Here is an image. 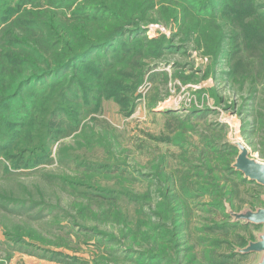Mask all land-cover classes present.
I'll return each mask as SVG.
<instances>
[{
  "label": "rangeland",
  "instance_id": "rangeland-1",
  "mask_svg": "<svg viewBox=\"0 0 264 264\" xmlns=\"http://www.w3.org/2000/svg\"><path fill=\"white\" fill-rule=\"evenodd\" d=\"M48 1L50 0H25L22 9L29 11V14L34 12L36 20L44 21L46 12L51 11ZM107 1L109 4H118L117 10H114L115 17L143 26L145 31L141 36L152 38L163 35L164 47L169 45L171 48L164 49V55L158 59L145 57L148 51L154 48L144 49V55L136 61L137 65L140 63L143 67V81L131 94L121 91L112 95L116 100L104 99L99 110L87 114L82 121V124L87 125L88 128L80 133L79 137L70 135L55 142L51 147V162L30 170L19 168L9 173L0 163V194L10 195L13 199L12 202H7L11 210L9 214L3 213L0 209V257L8 253L11 245L3 234L4 225L8 231H12L15 226L24 230L32 228L35 235L43 237L46 240L45 245L55 251H63L90 260L96 251H103L110 257L103 262L94 257L95 264H140L137 258L132 262L123 259L127 255L124 228L126 224L121 216L115 214V208L93 201L87 204L85 200L88 198L85 196L83 198L79 193H89L88 191H92L90 186L109 188L113 187L118 179L125 180L122 188L128 193L139 196V203L142 206L138 217L143 228L145 223L150 221L151 215L152 223H157V213L161 212L163 207L160 202L161 188L170 183L169 179H173L171 182H174L176 190L171 193L172 205L180 202L185 204L181 205L180 217L181 223L185 226L176 240L182 244L180 250L182 252L179 254L177 252V255L179 257L182 255L183 258L185 254L191 255L188 259L189 264H209L207 261L210 259L219 264H254L259 256L257 253L225 260L222 256L228 253L229 249L223 244V239L227 237L229 241L241 244L240 237L250 238L251 233L253 235L255 231H261L262 226L256 229L252 226L249 228L237 226L224 230L216 226L225 218L221 203L227 201L233 206V210L237 211L246 205L261 204L259 196L264 194V186H258L251 181H242L241 177L235 174H232V180L226 181L224 179L226 174H222L219 169L222 160L220 152L230 153L229 158L226 159L229 163L234 161L237 153V149L231 151L220 148L225 143L237 141L246 146L250 158L264 163V123L262 126L259 125L257 117L253 114L258 111L264 116V108L256 109L254 107L256 101L249 100V93L246 90L250 88V84H243L242 88L245 87V91H241L232 83L231 53L227 55L232 47L231 38L222 40L220 57L211 64L212 56L208 54V50H214L216 46H205L203 34L199 31L200 27L198 31L192 32L190 29L188 32L180 30L177 22L179 18H166L165 14L159 12L161 9L157 0ZM154 1L158 5L153 9ZM139 2H145V7L148 5L152 8L147 12V18L143 16L145 11L137 7ZM19 3L20 0H0V28L13 24L18 19L20 11L18 12L15 7ZM254 3H264V0H255ZM119 7L126 8L125 12L128 13L123 16ZM71 8L75 9V5ZM71 8L65 10L70 14ZM30 19L29 16L25 17V20ZM242 21L249 22V16ZM220 24L224 25L223 22ZM223 29L227 32L231 31L227 25ZM93 31L98 34L100 30ZM19 32L17 30L16 33ZM57 33L59 34L60 30L57 29ZM60 39L61 37H57L55 41L60 42ZM30 40L31 38H28L33 44L34 42ZM115 44L107 47L105 51L111 53ZM241 46L245 50L244 43ZM52 48L54 49L55 46ZM129 64H132L131 61L119 63L117 69L120 72L127 70L126 65ZM137 70L138 67L132 75L127 76L126 83L136 81L134 79ZM72 71L73 69L68 70L66 75L70 76ZM260 79L258 88L263 94L259 99H262L264 77ZM50 81L51 79H43L34 85L35 89L29 86L24 90L23 96L25 97L29 90L42 89ZM104 85V88L99 87L107 91L105 88H110L109 82ZM92 102L93 99L90 103ZM91 133L102 136V141L89 142ZM163 155L166 157L164 162L166 172L163 174L166 179L156 176ZM77 158L88 160L91 163L90 167L97 164L125 167L124 171H129L127 175L136 178V181L115 177L111 174L113 172L103 173L92 170L77 164ZM195 173L202 176H216L220 179L219 184L223 194L217 193L216 198L214 196L216 200H213L211 194L202 190L195 191L196 188L191 186ZM63 178H70L78 184V187L71 188ZM186 184L192 188L191 192L183 191ZM147 191L149 193H146ZM120 200L116 204L120 207L123 218L129 217L128 220L138 221L133 217L135 204L122 198ZM220 200L222 202L218 203ZM158 204L161 209L158 208ZM210 208L221 215L213 218V215L208 214ZM166 216L171 217L170 211ZM166 223L171 229L167 234L169 238L172 220L169 218ZM84 226L87 232L77 233L79 227ZM93 227L107 235H113L114 238H107L109 240L103 238L101 241L100 236L92 231ZM163 233L164 230L160 232ZM24 239L42 244L37 238L28 237L27 234H24ZM138 241L141 247L134 250L146 249L147 239L138 236ZM58 243H64L70 248L79 245L80 250L73 251L58 247ZM16 246L21 252L16 251L14 254H25L29 257H35L30 255L31 253L42 254V251L35 247L14 244L12 248L15 249ZM97 246H100L99 250ZM190 247H192L191 251H189ZM210 249H214L216 254L222 253L221 256L210 257L208 253ZM45 254L50 255V253ZM115 254L121 255V259L110 256ZM133 255L132 257H136L135 254ZM185 260L183 259V262L178 260L180 262L177 261L175 264H185Z\"/></svg>",
  "mask_w": 264,
  "mask_h": 264
},
{
  "label": "trees",
  "instance_id": "trees-1",
  "mask_svg": "<svg viewBox=\"0 0 264 264\" xmlns=\"http://www.w3.org/2000/svg\"><path fill=\"white\" fill-rule=\"evenodd\" d=\"M24 1L20 0V3L15 7L18 12L20 11L18 19L13 24L0 28V163L7 173L19 168L30 170L38 165L51 162V147L55 142L70 135L79 137L80 133L88 128L87 125L82 124V121L87 114L97 112L104 99L110 100L113 98V94L121 91L131 94L137 85L143 81V67L140 63L137 65L136 61L142 58L144 49L154 48L149 50L145 57L147 59H158L164 55V49L171 48L169 45L164 47L165 37L163 35L152 38L141 36L145 31L143 26L133 24V21L124 20V18L115 17L114 10H117L118 4H109L107 0H81L80 2H77L78 0H50L48 4L51 11L46 12L44 21L36 20L34 12L29 14V11L22 9ZM254 1L157 0L160 5L159 9H161L159 12L165 14L166 18H179L177 22L180 30L188 32L190 29V32H192L198 31V27H200L199 31L203 34L205 46H216L214 50H208V54L212 56H210L211 64L215 63L220 57L222 40L231 38L232 47L227 55L231 53L230 72L233 78L232 83L237 85L241 91H245V87L242 88L243 84H250V88L246 90L249 93V100L256 101L254 107L260 110L264 108L261 107L264 105V101H262L264 97L259 99L263 93L258 88L261 82L260 78L264 77V3L256 4ZM145 2H139L137 7L145 11L143 16L147 18V12L152 8L154 9V6L158 4L154 1L152 8H149L148 5L145 7ZM73 5H75V9L71 8ZM66 8H71L70 14L65 10ZM119 10L123 13V16L128 13L125 12L126 8L124 7H119ZM27 16L35 21L25 20ZM247 16H249V22H245V24L242 20ZM220 22H223L224 25L222 26ZM226 25L231 31L227 32L223 29ZM57 29L60 30L59 34ZM96 29L100 30L98 34L93 31ZM17 30L20 32L16 33ZM57 37H61L60 42L55 41ZM28 38H31L30 41L34 43H30ZM242 43L245 45V50L242 49ZM114 44L115 47L111 53L105 51L107 47ZM52 46H55V48L53 49ZM99 53L100 55H96ZM126 61H131L132 64L126 65L128 69L120 72L117 69V64H123ZM175 66L178 65L175 64ZM136 67H138L135 72L136 77L134 80L136 81L126 83L127 76L132 75ZM70 69H73V73L67 76L66 73ZM112 75L116 77L112 78ZM120 78H122L121 81ZM43 79H51V81L42 89L29 90L25 97L23 96L26 88L33 86V89H35L34 85ZM108 82L110 88H105L107 90L105 91L102 88ZM111 90L112 93H110ZM92 99L93 102L90 103ZM114 102L118 103V101ZM253 114L257 117V123L262 126L264 116L258 111L253 112ZM93 140L100 143L102 136L91 133L89 142ZM235 149L237 147L232 143H225L220 148V150L231 151ZM229 154L220 152L222 160L220 159L221 167L219 169L222 174H226L224 179L230 181L232 180V174H235L240 176L242 181L250 182L251 180H248L233 167L232 164L235 159L232 163L226 160L229 158ZM76 161L77 164L92 170L103 173L113 172L111 174L115 177L126 178L131 182L136 181V178L127 175L129 171L125 172V167L114 164H97L90 167L91 163L88 160L87 162L84 159L79 160L77 158ZM164 162H166V157L163 155L159 161L156 176L166 179L167 177L163 175L166 172ZM193 178L194 181H192L191 186L194 189L196 188L195 191L207 192L211 194L213 200H216L214 196L216 198L217 193L219 195L223 194L219 184L220 179H217L216 176H202L195 173ZM63 180L73 189L78 187V184L70 178H63ZM118 180L113 187L103 188L98 186L93 188V186H90L92 191L79 193V195L88 198V200H85L87 204H91V201H93L101 205L114 207L115 214L122 217V221L126 224L124 228L126 232L125 240L127 241L125 246L127 255L123 259L132 262L134 258H137L136 260L140 264L146 262L148 264H175L178 260L183 262V259H186L185 264H189L188 259L191 255L185 254L184 258L182 255L180 257L177 255V252L178 254L182 252L180 251L182 250V244L176 240H178L179 233L185 226L180 221L181 205L185 204L180 202L172 205L173 194L171 193L176 190L174 182H171L173 179H169L170 183L161 188L160 202L163 207L161 212L157 213V223H152L151 215L149 216L150 221H147L143 228L138 217L142 206L139 203V196L128 193L125 188H122V183L125 180ZM251 182L256 183L255 181ZM192 188L186 184L183 191L185 193L191 192ZM146 193H149V191ZM120 198L135 204L133 217L138 221L128 220L129 217L123 218V213L116 204L121 201ZM259 198L262 201L261 204L246 205L237 211L233 210L230 203L224 201L221 204L224 207L223 215L225 218L223 222L216 226L221 230L237 226L248 228L252 226L255 229L262 226L263 230L262 224L235 219L233 216L234 213L256 211L259 208H264V194L260 195ZM12 201L10 195L0 194V209L3 213L9 214L11 212L7 202ZM220 202L222 201L220 200L218 203ZM170 205H172V208ZM166 207H168L171 217L166 216L169 212ZM158 208L161 209L160 204H158ZM102 212L104 213L103 210ZM208 212V214L214 216L213 218L221 215L213 208L208 209ZM169 218L172 220V231L170 237L167 238V234L171 230L166 223ZM2 227L3 234L11 245L8 248V253L6 252V255L2 258L0 257V264H7L16 251L21 252V249L17 247L18 245L17 248H12L14 244L35 247L42 251V254H28L62 264H95L94 257L99 258L98 260L102 262L110 258L103 251H96L91 260L63 251H55L45 245L46 240L35 235L32 228H25L27 230H24L19 226H15L12 231H8L6 226L3 225ZM163 230L164 233L160 234ZM92 231L100 236L101 241L103 238L106 240H109L107 238H114L113 235H107L96 227H93ZM261 231H255L253 235L250 231V238L240 237L241 244L229 241L226 239L227 237L224 238L223 244L229 251L222 257L225 260H231L236 256L244 257L251 254L243 253L241 250L250 242L256 241ZM82 232H87L85 226L79 227L77 233ZM24 234H27L28 237L37 238L42 244L29 240L25 241ZM138 236L144 237L148 241L146 249L143 251L134 250L141 247L139 246ZM58 244V247H65L73 251L80 250L79 245L70 248L64 243ZM191 248L189 251H191ZM99 249L100 246H97V250ZM45 253H50V255ZM208 253L210 257L214 258H218L222 254H216L214 249H210ZM133 254L136 257H132ZM110 256L121 259V255L118 254ZM256 262L257 260L254 264ZM207 263L219 264L211 259Z\"/></svg>",
  "mask_w": 264,
  "mask_h": 264
},
{
  "label": "water",
  "instance_id": "water-1",
  "mask_svg": "<svg viewBox=\"0 0 264 264\" xmlns=\"http://www.w3.org/2000/svg\"><path fill=\"white\" fill-rule=\"evenodd\" d=\"M238 149L233 167L240 171L248 180L255 181L257 184L264 186V163L250 158L248 150L242 142L232 143ZM235 219H243L246 222L262 224L263 230L258 234L257 240L250 242L244 247L243 253H258L256 264H264V208H259L256 211H244L234 213Z\"/></svg>",
  "mask_w": 264,
  "mask_h": 264
},
{
  "label": "crops",
  "instance_id": "crops-1",
  "mask_svg": "<svg viewBox=\"0 0 264 264\" xmlns=\"http://www.w3.org/2000/svg\"><path fill=\"white\" fill-rule=\"evenodd\" d=\"M7 264H62L56 261H50L42 258L29 257L25 254H14Z\"/></svg>",
  "mask_w": 264,
  "mask_h": 264
}]
</instances>
